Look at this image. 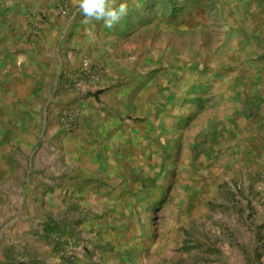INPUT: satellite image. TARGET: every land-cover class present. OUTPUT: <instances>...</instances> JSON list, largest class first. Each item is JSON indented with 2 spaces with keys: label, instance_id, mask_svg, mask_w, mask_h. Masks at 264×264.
I'll use <instances>...</instances> for the list:
<instances>
[{
  "label": "rangeland",
  "instance_id": "374dc122",
  "mask_svg": "<svg viewBox=\"0 0 264 264\" xmlns=\"http://www.w3.org/2000/svg\"><path fill=\"white\" fill-rule=\"evenodd\" d=\"M37 2L0 0V264H264V0H127L101 38L117 100L81 146L106 66L37 85L2 65L40 38L8 13L81 15Z\"/></svg>",
  "mask_w": 264,
  "mask_h": 264
},
{
  "label": "crops",
  "instance_id": "0c3cea01",
  "mask_svg": "<svg viewBox=\"0 0 264 264\" xmlns=\"http://www.w3.org/2000/svg\"><path fill=\"white\" fill-rule=\"evenodd\" d=\"M38 1L37 3L41 6V3H43L42 0ZM47 4H49V1L44 5ZM76 10H79L78 7L75 8L73 12ZM8 17V29H10L11 34H13V31H11L13 26L17 24L22 26L28 19L30 24H25L26 26L23 25L24 30L22 31L27 33L30 32L33 34V37L37 38L38 32L40 33V38L34 43V51H19L20 53L18 54L11 52L8 53L7 57L2 61L4 69L16 72L17 75L20 73L23 75L26 74L31 81L30 83L35 84L37 82V85H41L40 83H42V81H36L34 76L40 79L41 76L47 74L48 70L52 73L51 75L56 78L63 68H66L70 72L82 70V60L84 59L89 60L94 66H106L105 72H103L104 76L103 78L101 77L99 82L100 89L103 90L104 86L109 87L107 91L103 90L102 92L106 102H97L96 99L99 92L96 95L97 97L93 96L86 99L84 101V106L86 107L80 111V119L77 127L73 130V137L68 138V143L81 146L85 140L89 139V136H96L103 128L105 123L103 113L106 108H113L117 100L116 94L112 92L114 88L112 84L116 82L118 74L115 65L111 62L112 57L106 56V47L102 44L104 41L101 39L107 36L109 32L108 27L104 24L101 25V21L84 17L82 14L76 17V19H73V14H71L66 20L63 19V16L58 17L54 14L43 24L37 23L35 20H32L31 17L26 18L22 15V12H19V14L13 17L11 13H8ZM71 22H76L77 24L71 27ZM62 24L64 26H62ZM32 26L39 28V30H34L36 34L32 33ZM28 59L30 64H32L31 67L28 65ZM54 70L56 73H53ZM14 80L16 82L21 81V79ZM19 88H21V86H19ZM37 90L38 89H36V91ZM124 97L127 98L126 95ZM124 97H122V99L125 101L126 98ZM144 99L148 100L145 96ZM143 103L142 98L139 101V106L142 107ZM7 120V125L11 128L13 126L11 116L7 117Z\"/></svg>",
  "mask_w": 264,
  "mask_h": 264
},
{
  "label": "clouds",
  "instance_id": "9594fccd",
  "mask_svg": "<svg viewBox=\"0 0 264 264\" xmlns=\"http://www.w3.org/2000/svg\"><path fill=\"white\" fill-rule=\"evenodd\" d=\"M77 7L84 17L102 21L108 28L128 14L127 0H77Z\"/></svg>",
  "mask_w": 264,
  "mask_h": 264
},
{
  "label": "built area",
  "instance_id": "2783aa9c",
  "mask_svg": "<svg viewBox=\"0 0 264 264\" xmlns=\"http://www.w3.org/2000/svg\"><path fill=\"white\" fill-rule=\"evenodd\" d=\"M82 65H83L82 67H83L84 70H87L90 67V65H89V63H88L87 60H84L82 62ZM69 117H70L69 119H75L76 113L72 112V114H70ZM68 125H70V124H68ZM56 243H57L56 246H58V247H62V246L65 247V250H66V254H65L66 255V258H69L70 255L73 254V251L69 249V246L67 244V241L64 240V238H58L56 240ZM58 247H57V250H58ZM55 253H56V257H58L59 252L56 251Z\"/></svg>",
  "mask_w": 264,
  "mask_h": 264
},
{
  "label": "trees",
  "instance_id": "16d2710c",
  "mask_svg": "<svg viewBox=\"0 0 264 264\" xmlns=\"http://www.w3.org/2000/svg\"><path fill=\"white\" fill-rule=\"evenodd\" d=\"M53 226H55V224L53 222H48L46 225V229H50Z\"/></svg>",
  "mask_w": 264,
  "mask_h": 264
}]
</instances>
